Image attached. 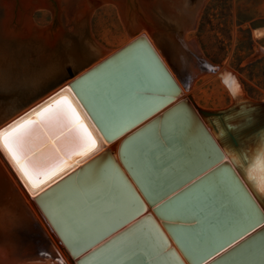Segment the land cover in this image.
I'll return each mask as SVG.
<instances>
[{"label": "water", "instance_id": "water-1", "mask_svg": "<svg viewBox=\"0 0 264 264\" xmlns=\"http://www.w3.org/2000/svg\"><path fill=\"white\" fill-rule=\"evenodd\" d=\"M205 1L0 0V123L110 51L90 33V14L101 3L117 8L130 37L144 28L183 87L190 88L195 76L211 72H203L193 56L205 59L197 41L183 40ZM42 8L50 11L51 22L37 26L32 12ZM179 94L145 36L138 35L0 129L1 136L21 123V131L34 127L29 123L34 121H39L35 129L48 119L70 123L65 134L46 127L26 141L32 161L44 165L58 159L59 171L48 170L35 183L1 137L0 148L31 193L71 169L34 195L71 256L134 219L76 264H185L105 147L104 141L121 135V165L188 264H218L241 251L252 254L253 264H264V190L250 173L260 161L264 178V100L240 94L226 107L207 109L190 94L177 99ZM244 117L249 122L236 133ZM64 140L69 145L77 141L75 150L66 151ZM104 170H111L112 196L126 208L112 215L108 227L88 235L58 204L69 188H83L82 179L102 176ZM51 207L70 232L62 231ZM105 215L108 209L100 216ZM45 247L64 262L0 167V264H51L42 260Z\"/></svg>", "mask_w": 264, "mask_h": 264}, {"label": "bare ground", "instance_id": "bare-ground-1", "mask_svg": "<svg viewBox=\"0 0 264 264\" xmlns=\"http://www.w3.org/2000/svg\"><path fill=\"white\" fill-rule=\"evenodd\" d=\"M101 5L102 6L100 7V9H102L104 11H111L122 21L121 23L124 25L123 20H122V18H121L116 7H114L110 3H101ZM36 12H48V13H50V11L48 9L42 8V9H35L32 12L31 19H32L33 23L38 26L37 19L35 18ZM138 35H144L145 36V38L147 39V41L149 42L151 47L154 49V51L156 52V54L158 55V57L160 58L162 63L165 65L166 69L169 71V73L172 75L173 79L177 83L178 87L180 88V94L177 96V99L185 97L188 94H191L194 91V89L196 88L198 82H200V85H204V84L209 83L211 80L217 81L216 82L217 87L218 86L221 87L226 92L227 97L229 98V103H231L233 98H236L240 94H242L246 98H249L248 94L246 92V89L242 85L241 81L238 79V76H239L238 73L236 71H234L231 67H229L227 63L218 64L216 70H214L212 72H208V73L198 75V77L193 81L191 87L189 89L188 88L185 89L183 87V85L181 84V82L179 81V79L177 78V76L175 75V73L173 72V70L170 68V66L168 65V63L164 59V57L162 56V54L160 53V51L158 50V48L156 47V45L154 44V42L152 41V39L150 38V36L148 35V33L146 32V30L143 28L142 30L139 31V33H137L131 37L125 38L121 43H119V45L116 48L105 53L103 56H101L99 59H97L96 61L91 63L89 66L83 68L78 73L71 76V78L67 79L62 85L58 86L57 88H55V89L51 90L50 92H48L47 94H45L44 96H42L39 99L35 100L34 102L30 103L27 107L21 109L15 115H13L12 117H10L6 121H4L2 124H0V129H2L3 127H5L9 123H11L12 121L17 119L18 117H20L22 114H24L27 111H29L30 109H32L34 106H36L37 104H39L40 102H42L43 100H45L46 98H48L49 96L54 94L56 91H58L62 87H68V82L70 80L77 77L78 75H80L81 73H83L84 71H86L87 69H89L90 67L95 65L96 63H98L99 61L103 60L104 58L109 56L111 53H113L114 51H116L117 49H119L120 47H122L123 45H125L127 42H129L130 40H132L134 37H136ZM253 35L255 38L260 39L261 37L264 36V28H256L253 32ZM184 37H185L184 40L186 42H189L190 39L196 40L194 38V36L190 35L189 31L184 34ZM197 46H198V44H197ZM198 48H199V46H198ZM199 50H200V48H199ZM259 51H261V52L263 51V53H264V48L259 49ZM249 99H251V98H249ZM52 120L53 119H48V122H50L49 124H47V125L42 124L37 129H35V125H37V123L39 125V121H34V127H33V125H31L30 127L27 128V129H29V133H28V135L21 137V139L17 142L18 146L11 144L9 142V139L11 136L16 135L17 133H19L21 131L22 128H20L19 126H21V124H24V123L19 124L18 127H16V126L13 127L10 131L5 132L3 135L0 136L1 139H3V141H5V143L8 142V149H9L11 155L13 157H15V160L18 163H19L18 159H20V162L23 165H21V163H19V165L21 166V168H23L24 174L27 175V178L29 179V181H31V183H35L38 176L43 177L44 174L48 173V170L49 171L50 170L51 171H54V170L59 171V170H56V169H58L57 168L58 165H56L58 162V159L51 160L50 162L47 161L48 163H45L44 165L42 163L40 164V162L36 161L37 163L34 165V164L30 163V161H32V160L25 153V152H27V146H25L26 141H28L32 136H34L38 129L44 130V128L49 127L48 131H50V130H57L58 131L59 130L60 131L59 133H63V134L70 131L71 125L69 122H66L65 119H64V121L63 120L52 121ZM206 127L209 129L208 126H206ZM122 138H123V136L121 135L120 137L112 139L111 141H104L105 147L109 149V151L113 155L114 159L120 165L121 169L124 171V173L126 174V176L129 179V181L134 186V189L136 190V192L138 193V195L142 199L144 206H145L144 212L150 213V215L153 217L155 222L158 224V226L160 227V229L163 231L166 238L168 239L169 245L175 249V251L181 257V259L185 262V264H188L185 261L184 257L179 252V250L177 249V247L174 244L171 237L167 234V232L163 228V226L161 224V219L153 213L152 205L150 206L147 204V202L145 201V199L143 198V196L141 195V193L137 189L136 185L133 183V181L131 180V178L128 176L125 169L121 165V163L118 159L117 150H118V145H119L120 141L122 140ZM76 143H77V141H74L72 143V145H69L68 143H65V140H64L63 142H61V145L63 147H66V151H69V150H75V149H73V147L76 145ZM56 152L59 153L57 150H56ZM90 157L91 156L86 157L82 161H79L76 165H74V167L81 165L84 161H86ZM224 158H226V157H224ZM0 167L3 169V171L5 172V174L7 175V177L9 178V180L11 181V183L13 184V186L15 187V189L17 190V192L19 193V195L21 196V198L23 199V201L25 202V204L27 205V207L29 208V210L33 214V216L35 217V219L37 220V222L39 223V225L41 226V228L43 229V231L45 232V234L47 235V237L49 238V240L51 241V243L55 247V249L58 251V253L62 257V259L64 260L65 264H76L75 260L79 256H81L82 254H84L88 250L92 249L96 245L100 244L101 242H103L107 238L111 237L113 234H115L116 232H118L119 230H121L123 227L127 226L129 223H131L134 220V219H131L130 221L125 223L123 226L114 230L109 235H107L106 237H104L103 239L98 241L96 244L92 245L91 247H89L85 251H83L80 254L73 257V256H71V254L69 253V251L67 250V248L65 247L63 242H61L59 237H57V235L54 233V231L52 230L51 226L49 225L47 219L44 217V215L42 214L39 207L37 206V204L34 201V195L36 193H38L39 191L44 189L47 186V184H50L51 182L55 181L56 179H58L59 177H61L65 173L69 172V170H71V169H68L67 171H64L62 173L59 172L60 174H58L52 181L45 183V185H43V187H40L39 189H37L36 191L31 193L27 189V187L24 185L23 181L21 180V178L19 177V175L17 174L14 167L12 166L10 161L7 159V157L5 156V154L3 153L1 148H0ZM52 167H53V170L51 169ZM51 171H50V173H51ZM110 171L111 170H106V171L104 170V172H101V173H103L102 176L101 175L98 177L94 176V178H92V179H87V180L82 179L83 188L81 186L75 187L74 189L69 188L66 191L67 198L65 199V201L58 204L59 205L58 209H60L59 211H61V209L62 210L66 209L68 211V213L67 212L66 213L69 216H73V221H74L75 225L78 227H81L82 231L84 230V233L86 232L88 235L93 234V232H95V230L98 227H101V226H102V228L108 227L112 223V217H113L112 215H117L118 211L121 212V209L126 208V205L124 206V203H122L120 201V199H119V202H117V200L114 199V197H116V196H112V191H111L112 190V182H111L112 181V174ZM250 173L256 178V185L261 189V180L263 178V175H262V169H261L260 161H258L256 163V165H254V167H252L250 169ZM40 177H39V179H40ZM103 177L107 178L109 180V182H111V183L104 184V180H102ZM80 190H82V192ZM91 195H92V197H90ZM96 196H98V200L96 199ZM104 199H106V200H104ZM112 204L114 206L113 213H112ZM115 204L117 205L116 208H115ZM119 204H121L122 208L119 207ZM50 209H51L50 210L51 213L53 214V217L59 223V225H60L59 227H61L62 231L65 233L70 232L68 230L69 227L67 226V223L64 222V220H62V221L65 225L61 224L60 218L57 215V211H56L55 207H51ZM107 209L109 210V215H105L106 217L100 216V215H102V212L104 210H107ZM212 211H214V210H212ZM106 223H109V224H106ZM183 233H184V235L187 234L186 232H183ZM242 252H244V251H241V253L235 254L231 259L229 258L225 261L223 260L218 264H253L252 262L254 261V258L252 257V254L243 255ZM206 262H203L200 264H204Z\"/></svg>", "mask_w": 264, "mask_h": 264}, {"label": "rangeland", "instance_id": "rangeland-1", "mask_svg": "<svg viewBox=\"0 0 264 264\" xmlns=\"http://www.w3.org/2000/svg\"><path fill=\"white\" fill-rule=\"evenodd\" d=\"M101 6L99 4L90 14V33L99 46L112 50L130 36L122 21L111 11L100 9ZM35 18L38 26H46L51 22V14L48 12H36ZM256 28H264V0H206L194 29L189 32L196 39L207 61L215 66L227 63L238 73V79L246 89L248 97L262 101L264 100V53L259 49L264 48V36L260 39L255 38L253 32ZM66 80L51 90L62 85ZM216 82L211 80L204 85L198 82L190 94L197 106L218 109L230 104L226 92L221 87L218 88Z\"/></svg>", "mask_w": 264, "mask_h": 264}, {"label": "snow or ice", "instance_id": "snow-or-ice-1", "mask_svg": "<svg viewBox=\"0 0 264 264\" xmlns=\"http://www.w3.org/2000/svg\"><path fill=\"white\" fill-rule=\"evenodd\" d=\"M57 111H62V107L61 108H58ZM23 119L24 118L22 117L21 118V121H23ZM248 122L249 121H248V118L247 117L241 118L240 119L241 126L240 127H237L235 129L236 133L241 132L243 130V125L247 124ZM29 123H34V122H29ZM17 126H19V124H17ZM11 128H12V126L9 125V129H11ZM28 133H29V129L25 128L23 131L17 133L16 135L11 136L10 139H9V142L11 144H13V145H17V142L21 139V137H23L25 135H28ZM84 146H86V142L84 143ZM30 163H32V164L35 165L37 162L35 160H33V161H30ZM252 179L255 180L256 178L255 177H252ZM261 190H264V178H262V180H261ZM245 231H246V229H245ZM238 235H242V233H238ZM235 238H236L235 236L232 237V239H235ZM226 243H230V241H226ZM61 264H62V262H61Z\"/></svg>", "mask_w": 264, "mask_h": 264}]
</instances>
